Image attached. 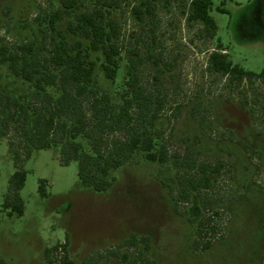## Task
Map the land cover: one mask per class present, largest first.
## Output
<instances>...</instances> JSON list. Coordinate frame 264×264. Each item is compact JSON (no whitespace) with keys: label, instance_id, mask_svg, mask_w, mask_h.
I'll list each match as a JSON object with an SVG mask.
<instances>
[{"label":"rangeland","instance_id":"1","mask_svg":"<svg viewBox=\"0 0 264 264\" xmlns=\"http://www.w3.org/2000/svg\"><path fill=\"white\" fill-rule=\"evenodd\" d=\"M189 1L156 2L151 22L135 19L133 0L121 4L115 16L126 45L140 44L143 56L150 52L141 70L148 88L154 84L152 56L168 64L160 80L167 104L156 127L165 130L170 152L181 154L191 146L207 164L224 166L213 193L219 230L209 249L201 250L202 242L195 249L194 229L162 185L165 168L141 156L112 173L115 182L107 193L96 194L79 185L75 162L62 166L57 150L36 151L23 165L24 214L8 218L1 206L14 167L7 141L0 139V258L9 264H47L44 250L62 244L68 260L82 264L92 253L135 235L150 238L155 264H264V85L227 86L225 79L206 72L216 45L201 26L186 22ZM221 1L212 0L209 15L231 62L246 71H264V0H231L224 6ZM59 5L60 0H0V39L10 47L39 46L45 28L39 22ZM0 73L13 93L26 90L5 69ZM96 73L106 90L120 89L123 71L114 84ZM177 106L180 116L173 117ZM193 108L203 117L202 130L190 117ZM39 180L46 181L47 198L38 193Z\"/></svg>","mask_w":264,"mask_h":264},{"label":"trees","instance_id":"2","mask_svg":"<svg viewBox=\"0 0 264 264\" xmlns=\"http://www.w3.org/2000/svg\"><path fill=\"white\" fill-rule=\"evenodd\" d=\"M133 1L130 12L140 23L153 20L156 2H168ZM227 1L231 0H222L221 6ZM128 2L60 0L59 8L39 22L45 27L39 46L31 42L10 47L0 39V71L5 69L27 87L13 93L0 73V139H6L14 167L1 207L8 218L23 216L19 195L26 181L23 165L36 151L57 150L62 166L75 162L79 185L96 194L107 193L115 182L112 173L141 156L144 162L165 168L160 172L162 185L194 229L195 249L202 242L200 249L205 251L219 230L215 223L219 205L213 193L224 166L207 164L191 146L181 154L170 152L165 130L156 127L167 104L160 80L168 64L152 56L154 84L148 88L142 82L141 70L150 52L143 56L140 44L126 45L115 16ZM211 7L212 0H190L186 6V22L201 26L203 36L216 45L208 55L206 72L225 79L227 86L264 85V71H246L231 62L228 48L216 37ZM216 11L225 13L222 8ZM97 71L111 84L123 71L120 89L106 90ZM175 109L173 117L180 116L181 106ZM199 112L193 108L190 117L202 130ZM38 193L48 197L46 181L39 180ZM150 251L149 237L130 235L114 248L92 253L82 264H155ZM44 259L47 264H73L62 244L45 249ZM0 264L9 263L0 258Z\"/></svg>","mask_w":264,"mask_h":264}]
</instances>
